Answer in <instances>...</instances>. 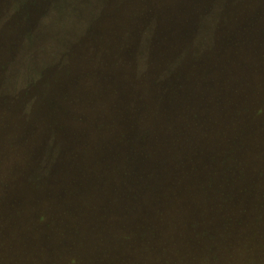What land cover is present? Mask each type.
<instances>
[{
	"label": "trees",
	"instance_id": "obj_1",
	"mask_svg": "<svg viewBox=\"0 0 264 264\" xmlns=\"http://www.w3.org/2000/svg\"><path fill=\"white\" fill-rule=\"evenodd\" d=\"M217 3L0 0V198H41L0 201V264L235 256L228 202L264 200V0H227L213 48L165 72ZM48 142L53 169L31 181ZM45 224L54 260L41 263L48 248L17 243Z\"/></svg>",
	"mask_w": 264,
	"mask_h": 264
},
{
	"label": "rangeland",
	"instance_id": "obj_2",
	"mask_svg": "<svg viewBox=\"0 0 264 264\" xmlns=\"http://www.w3.org/2000/svg\"><path fill=\"white\" fill-rule=\"evenodd\" d=\"M226 3L227 0H218L216 7H214V11L210 12L208 16H204L202 20H200V22L198 21V25L196 26L197 28L196 35L194 36V40L191 48L188 49L186 45V47L183 50V53H181L179 58L172 65L169 66L168 70L165 71L167 74H169L170 71L173 70L176 66L179 67L183 62V60L186 57H188V54L192 56L193 60H195V58L197 59V57L201 56L202 54L213 48L215 44V32H216L215 29L219 21V16L221 12L224 10V7H226ZM63 19H62L63 21L61 20L62 22L60 21L57 27L53 31H51L53 33L50 34L49 39H59L62 36L61 32L59 31L63 30V28L65 27L69 28L71 24L73 25L77 17L75 14L71 16H64ZM150 36H151L150 33L145 34V37L143 39L144 45L150 42L149 41ZM148 46L144 47L143 52H141L144 58L146 57V54L148 52ZM51 143L52 142H48L47 148L46 149L44 148L45 151L44 153L40 152L42 151V147L41 148L39 147L40 145L38 146L37 149H35V153L38 154L40 152L41 154H44V157L41 160L37 157L35 161V169L30 172L29 179L31 181L43 180L46 176L49 175L50 171L53 169L52 165L54 163V157L57 155L58 148L56 147L54 149H51L52 148ZM38 160L40 161L37 163ZM38 181L35 182L38 183ZM36 188L37 187L33 189L31 187L26 186L25 194L32 195L33 197H35L36 192L41 194L40 191H37ZM25 194L23 193V195ZM30 199H31V203H34L35 199H41V198H2V199L0 198V201L4 205H8V204L16 205L14 208L18 209L19 207L18 204H20L21 202L23 204V201L26 203L27 200ZM43 199L46 202H48L49 203L48 205L50 206L49 207L50 209H48V211L47 209H45L47 213L49 212L50 214L57 215L58 213L63 211L62 207L59 206L56 207L57 204L54 201L50 202L51 201L49 200L50 198H43ZM68 199L72 200V198H68ZM40 205L41 204L36 203L35 213L40 212V209H38V206ZM228 206L237 207L236 210H232V209L230 210L237 212L236 214H241L238 215V217H231L230 219L232 225L235 226L234 227L235 229H239V227H242L241 230H235V233L230 235L231 237L235 236L234 238L238 240L236 243L240 245V249L238 251H235V256H234V254L228 255V252L223 247L220 246L219 248H217V251L215 249V256L213 257L208 256L207 260L201 258L200 261L198 262L196 261V264H264V200L259 201L253 198H251V200L250 199L245 200V198L244 199L240 198L229 201ZM5 211H7V208L5 209ZM220 215L222 214H219V216ZM240 224H242V226H239ZM36 225L37 224H35V226ZM42 227L43 229H45L41 234L42 239H44L42 244L38 241L42 239H37L35 235L34 238L32 237V239L27 238L26 240L27 243L23 242L25 238H22V240L17 243L18 247L21 246L23 248H24L23 246L24 244L25 246L28 245V247L36 254H38L37 252H39L40 247L45 246L46 248H48V253H44L40 255L41 257L46 256L41 260V263H43L44 261L54 260L52 259L51 250L55 249L54 243H51L48 240V236H50V238L53 237L52 234L53 228L48 226V224L42 225L40 228ZM255 248L258 257L253 256L248 251ZM192 251L195 253V248H193ZM197 251L199 255H204L205 253L203 252H207L208 250L205 247L198 245ZM222 251H224L223 255L221 253ZM189 253H191V251ZM206 261L209 262L206 263ZM98 264H119V262L111 261V259H106L100 261Z\"/></svg>",
	"mask_w": 264,
	"mask_h": 264
},
{
	"label": "crops",
	"instance_id": "obj_3",
	"mask_svg": "<svg viewBox=\"0 0 264 264\" xmlns=\"http://www.w3.org/2000/svg\"><path fill=\"white\" fill-rule=\"evenodd\" d=\"M87 23H88V19H87ZM71 27H72V29H74L76 31L75 26H71Z\"/></svg>",
	"mask_w": 264,
	"mask_h": 264
}]
</instances>
